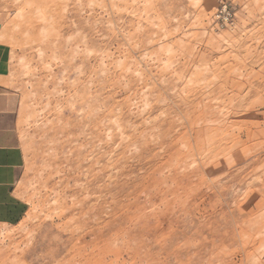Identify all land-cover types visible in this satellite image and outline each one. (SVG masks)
<instances>
[{"label":"rangeland","instance_id":"rangeland-1","mask_svg":"<svg viewBox=\"0 0 264 264\" xmlns=\"http://www.w3.org/2000/svg\"><path fill=\"white\" fill-rule=\"evenodd\" d=\"M222 2L235 18L217 30ZM87 50L110 60L111 77L93 76L95 91L110 107L124 104L123 128L169 111L156 130L148 125L141 166L130 159L132 178L155 164V203L129 210L141 215L155 264H264V0H0V98L14 101L25 153L18 190L29 207L19 225L0 224V250L13 264H63L69 233L56 208L77 191L66 131L77 117L62 90L76 74L63 68ZM98 130L102 165L127 142L118 129L109 139ZM178 155L198 164L179 169L191 184L168 194ZM142 183L133 205L148 202ZM98 204L102 219L113 212L104 197Z\"/></svg>","mask_w":264,"mask_h":264},{"label":"bare ground","instance_id":"bare-ground-1","mask_svg":"<svg viewBox=\"0 0 264 264\" xmlns=\"http://www.w3.org/2000/svg\"><path fill=\"white\" fill-rule=\"evenodd\" d=\"M36 15L43 18L42 13L38 10ZM87 53L88 57L79 59L80 61H76L78 55H75L72 62H69V66L66 64L63 68L68 74L72 69L76 74L75 79L66 83L67 85L62 90L65 89L69 94L77 117L74 124L71 125L72 127L66 130L73 133L67 136V143L70 149L69 165L74 173L73 178L77 184V191L72 196L71 206L65 207L59 204L56 208L60 213L59 218L63 220V228L69 233L68 240L63 243L61 248V250L67 249V254L61 263L65 264L68 260V262L72 261L71 264H155L152 247L148 245V242H143L144 240L141 238L143 235L139 234L138 224L141 215H134L129 211L133 207H138L143 211L149 204L155 203L158 194L155 193V181L151 180V176L155 173V164H150L152 166L145 169L144 176L132 178L133 174L130 173L134 172V167L137 165L132 164L130 159L136 160V163L139 164L138 167L141 166L139 154L143 152V145H147V134H150L148 125L155 124L156 130L160 116L168 114L169 111L165 107L159 108L160 116H155V119L148 117L142 123L132 122L129 127L123 128L124 104L114 102L110 107L105 99L100 102V95L97 94L99 90L95 91L96 84L93 76L100 75L105 79L111 77L110 60L108 57H103L104 54H100V58H96L89 54V50ZM124 69L125 66L121 68L119 66L120 72L115 71L114 75L123 74ZM63 81L65 80L63 79ZM73 91L74 94H72ZM136 93L138 94L137 90ZM160 98H162V94L157 91L155 101ZM100 127L106 133L108 132V139L112 131L118 129L121 139L127 142L125 146L122 142L117 144L116 148H121V153L110 154L106 163L102 165L94 155L95 148H102L98 132ZM96 141H99L100 144L96 145ZM138 144H142V147L140 148ZM178 156L170 166L171 172L175 174L179 169L192 170L198 164L194 159L190 163L182 158L183 156ZM99 159L101 160L100 157ZM96 165H99L98 172H96ZM189 175L190 173L184 174L181 179H186ZM178 178L176 174L168 194L185 190V187L191 184H184ZM143 180L146 182L142 183ZM141 183L143 184L142 188L147 192L148 202L143 206L136 203L133 205L134 203L129 198H133V200L139 198L138 187H141ZM103 197L104 203L110 204L107 205L108 209L113 208V212H105L107 215L105 219L101 217L102 208L98 204ZM124 198L129 201H124ZM67 212L68 214H66ZM66 216H69V220L65 219ZM85 216L86 218L81 223V217ZM55 255L51 258L52 262L56 261ZM0 264H13L10 260L9 250H0Z\"/></svg>","mask_w":264,"mask_h":264},{"label":"crops","instance_id":"crops-1","mask_svg":"<svg viewBox=\"0 0 264 264\" xmlns=\"http://www.w3.org/2000/svg\"><path fill=\"white\" fill-rule=\"evenodd\" d=\"M13 99L0 98V224L17 226L27 216V202L19 196L18 184L25 153L12 120Z\"/></svg>","mask_w":264,"mask_h":264},{"label":"built area","instance_id":"built-area-1","mask_svg":"<svg viewBox=\"0 0 264 264\" xmlns=\"http://www.w3.org/2000/svg\"><path fill=\"white\" fill-rule=\"evenodd\" d=\"M235 13L231 6L222 2L212 18V26L217 30H224L233 25Z\"/></svg>","mask_w":264,"mask_h":264}]
</instances>
